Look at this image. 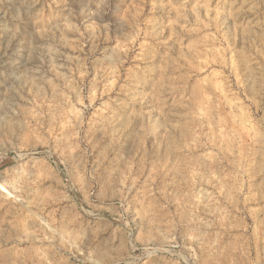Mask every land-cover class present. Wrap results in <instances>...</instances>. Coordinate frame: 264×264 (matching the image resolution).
I'll return each instance as SVG.
<instances>
[{"label": "rangeland", "instance_id": "374dc122", "mask_svg": "<svg viewBox=\"0 0 264 264\" xmlns=\"http://www.w3.org/2000/svg\"><path fill=\"white\" fill-rule=\"evenodd\" d=\"M0 264H264V0H0Z\"/></svg>", "mask_w": 264, "mask_h": 264}]
</instances>
